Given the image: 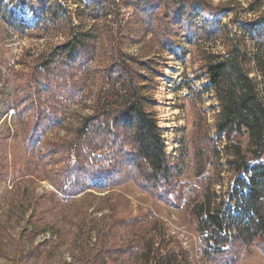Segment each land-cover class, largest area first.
Returning <instances> with one entry per match:
<instances>
[{"label":"trees","instance_id":"16d2710c","mask_svg":"<svg viewBox=\"0 0 264 264\" xmlns=\"http://www.w3.org/2000/svg\"><path fill=\"white\" fill-rule=\"evenodd\" d=\"M19 1L15 5L27 8L35 21L30 27L13 12L8 18L2 15L17 36L42 37L45 31L60 27L66 21L63 7L55 0ZM78 1L82 4L80 15L90 23V29L82 31L80 24L68 23L65 40L42 53L28 68L22 93L11 106V142L13 136L21 132L17 136L19 141L7 145L1 135L2 154L8 158L22 151L20 154L32 169L42 174L53 188L54 192L49 195L60 205L74 202L78 196L95 198V193L120 187L124 182L119 180L127 173L122 168L124 164H131L138 170L137 179L133 173L132 177L142 192L167 208L178 210L184 204L182 192L188 186L193 199L187 215L200 237L203 259L210 264H238L251 248H257L264 259V163L257 162L264 154V5L255 1L237 9L233 3L211 7L205 0ZM107 2H121L129 7L142 28L153 21L160 27L170 26L171 34H165L167 29H158L155 35L158 47L177 59L180 51L182 58L187 54L184 48L176 49L178 40L197 49L214 45L203 48L199 56L201 77L206 84L196 90L189 84H182L190 95V105L197 104L196 100L204 95L210 96L215 103L210 109L214 113V133L202 134L199 124H194L190 138L192 160L195 164H206L205 170L197 167L195 187L178 184L183 176L178 168L182 152L178 150L179 156L167 152L163 129L151 109V90L158 75L152 64L156 63L158 54L154 59L141 60L121 52L119 45L129 40L130 35L119 32L115 34L118 35V49L108 53L107 66L101 72L91 68L98 40L94 29L98 22L109 17ZM160 11H163L161 17L156 18ZM246 14L253 17L246 18ZM217 45L219 50L214 51ZM97 74L99 78L90 83L88 77ZM86 100L89 101L88 115L77 124L74 140L42 145V137L48 131L65 123L69 108L84 105ZM29 122H33V126L26 131ZM22 123L24 126L19 129L16 124ZM244 136L247 151L255 160L252 164L243 163L246 155L241 145L233 141L235 137ZM222 160L232 174L238 175L223 193L216 191L220 184H209L214 175L220 178ZM48 166L52 169L47 170ZM7 175L8 171L0 168V182L5 183ZM25 196L30 212L18 236L0 227V249L6 246L17 249L13 255L17 258L12 264H26L33 256H45V246L54 244L57 239L50 232L48 238L35 242L27 250L21 246L22 240L31 242L42 231L47 213V205L42 203L47 200L46 194L38 200L33 194ZM119 207L124 211L128 209L125 204L107 206L108 223L104 226L99 225L97 218L90 219L91 225L86 223L92 233L104 239L105 246L109 244L103 247L101 243L100 250L93 255L95 261L97 256L102 260L104 255L112 253L110 242L116 233L111 232L116 229L131 231L142 223L139 217L126 214L117 217ZM81 215L72 220L73 227L76 221L86 222ZM99 228L103 230L99 232ZM128 246L120 251L135 250ZM94 247L92 244L93 249H88L94 253ZM107 259L113 261L111 256ZM154 264L188 262L186 253L180 248L178 253L158 254Z\"/></svg>","mask_w":264,"mask_h":264},{"label":"rangeland","instance_id":"374dc122","mask_svg":"<svg viewBox=\"0 0 264 264\" xmlns=\"http://www.w3.org/2000/svg\"><path fill=\"white\" fill-rule=\"evenodd\" d=\"M81 1L86 2V0ZM205 1L209 2L211 7L231 6L230 3H233L237 9L245 8L247 4L255 1L264 5V0ZM19 2V0H3L0 5L2 10L0 12V136L2 135L6 139L7 145L14 143L15 140L19 141L18 137L21 134L20 132L14 135L11 142L13 129L11 106L12 102L22 93L23 83L28 78V68L38 60L42 53L48 52L51 47L65 40L68 34V23L80 24L82 31L90 29V23L80 15L82 4L78 3V0H55L63 7V14L66 16L63 25L50 28L43 33L42 37L38 35L17 36L9 29L2 15L8 18L9 13L13 12L18 20L24 21L30 27H33L35 21L34 15L28 13L27 8L15 5ZM105 6L108 8L109 17L98 22L94 29L98 40L91 68L101 72L102 68L107 66L108 53L112 49H118L116 44L118 35L115 34L119 32L130 35L129 40L125 39L119 45L121 52L141 60L154 59V55L158 54L156 55L158 57L155 58L156 63L152 64L158 75L154 79V89L151 90L153 98L151 109L158 125L163 129L164 145L167 152L173 155L176 153L178 156V150L182 152L178 168L182 170L183 176L178 184L186 183L195 187L194 175L196 170L198 171L197 167L200 166L201 170H205L206 164L204 162L195 164V161L192 160L190 138L194 124H199L202 134L206 132L212 135L214 133V113L210 109L215 103L210 96L204 95L201 99L196 100L197 104L190 105L191 100L188 99L190 95H187L188 90L183 88L182 84H189L195 90L206 84L205 79L201 77L199 56L203 48L207 49L214 45L208 44L197 49L178 40L176 49L184 48L187 54L182 58V51H180L177 59L165 49L158 47V36L155 35V32L158 33V29L160 31L167 29L165 34H171L170 26L160 27L157 21H153L142 28L139 24L140 21H136L134 18L132 10L121 2H107ZM262 10L264 12V7ZM162 12H158L156 18H160ZM203 16L205 15L203 14ZM245 17L252 18L253 15L247 16L246 14ZM123 38H128V36ZM213 50H219L218 45ZM153 73L155 74V71ZM98 78V74L88 77L90 83H94ZM86 97L89 98V95ZM88 106V100L79 107L71 106L65 123L61 127L48 131L42 137V145L72 142L77 124L88 115ZM43 125L44 123L40 130L43 129ZM16 126L21 129L24 123L16 124ZM32 126L33 122H29L26 131ZM233 141L241 145L242 151L246 155L243 163H254L255 160L247 151L246 136L235 137ZM2 153L3 151L0 150V168H3L5 172L8 171V175L5 183L0 182V227H4V230L17 237L30 212L28 200H25L26 193L33 194L35 200L43 198L46 194L47 200L42 201L47 205L42 231L37 233L31 242L22 240L21 246L27 250L35 242L48 238L50 232H53L57 238L54 244L45 246V256H33L31 260H27L26 264H154L158 254L165 255L168 251L178 253L180 248L186 253L188 264H210L201 255L200 237L195 232L193 222L187 215L192 204L191 199H193L192 194L188 191V186L182 192L184 204L178 210L167 208L160 201L142 192L132 177L133 173L134 178L137 179L138 170L131 164H124L122 168H125L127 173L124 179L119 180L121 183L124 182L120 187L95 193V198L78 196V200L60 205L56 198L49 195L54 192L53 188L45 181L42 174L36 173L32 169L29 161L20 154L22 151L19 150V153L16 152L13 157L9 156L8 158ZM238 162L242 161L238 160ZM257 162L264 163V154ZM220 164L222 165L220 178H216L214 175L209 184L211 182L213 185L220 184V187H216V191L223 193L238 175L232 174L231 169L224 166L223 160L220 161ZM51 169V166L47 167V170ZM123 199L125 202L122 201ZM113 203L118 206L125 204L128 208L124 211L123 207H119L116 210L117 217L125 214L132 218L139 217L142 223L131 231L116 229L111 232V234L116 233L110 242L112 253L104 255L102 260L101 256H97L95 261L96 256L93 255L100 250L101 243H103V247H107L109 244L105 246L104 239L92 233L86 223L91 225L90 219L97 218L99 225L107 224L109 214L105 209ZM97 211L98 213H95ZM91 212L94 214H90ZM79 215L81 218L84 217L86 222L76 221V225L73 227L72 220H76ZM98 230L100 232L103 229L99 228ZM63 236L66 238L64 239ZM92 244L95 245L94 253L89 250L93 249ZM126 245H129V249L135 248V250L121 252L120 248L123 250ZM16 251L17 249L11 246L0 249V264H12L13 260L17 258V256H13ZM107 256H111L113 261H109ZM180 259L178 258V260ZM238 264H264V259L257 248H251Z\"/></svg>","mask_w":264,"mask_h":264}]
</instances>
